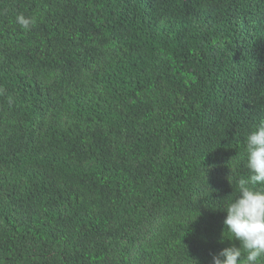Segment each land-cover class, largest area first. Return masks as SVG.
<instances>
[{
  "label": "trees",
  "instance_id": "trees-1",
  "mask_svg": "<svg viewBox=\"0 0 264 264\" xmlns=\"http://www.w3.org/2000/svg\"><path fill=\"white\" fill-rule=\"evenodd\" d=\"M260 122L264 0H0V264H212Z\"/></svg>",
  "mask_w": 264,
  "mask_h": 264
},
{
  "label": "clouds",
  "instance_id": "clouds-1",
  "mask_svg": "<svg viewBox=\"0 0 264 264\" xmlns=\"http://www.w3.org/2000/svg\"><path fill=\"white\" fill-rule=\"evenodd\" d=\"M16 23L30 30L35 19L20 14ZM245 154L250 175L238 182L239 194L223 210L222 238L238 241L239 247L224 248L212 256V264H259L264 258V122L247 133Z\"/></svg>",
  "mask_w": 264,
  "mask_h": 264
}]
</instances>
